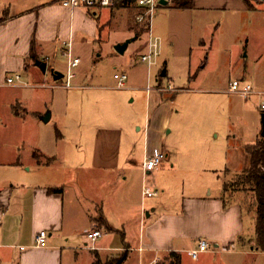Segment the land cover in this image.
I'll use <instances>...</instances> for the list:
<instances>
[{"label": "crops", "instance_id": "1", "mask_svg": "<svg viewBox=\"0 0 264 264\" xmlns=\"http://www.w3.org/2000/svg\"><path fill=\"white\" fill-rule=\"evenodd\" d=\"M18 1L0 0V118L4 125L0 128V264H81L85 256L87 264H106L123 254L126 259L122 264H129L133 257L136 264H160L172 252L180 255L181 264H188L189 259L191 264H219V256L241 258L236 264H258L260 260L264 264V253L255 248L254 237L246 242L244 232V215L249 210L251 195L247 199L246 194L236 193L224 203L219 171L199 163L195 155L181 162L172 154L173 146L168 148L164 142L166 134L181 135L186 123L188 109H174L175 92L158 97V93L149 94L137 86L113 91L128 95L138 92L144 99L145 152L141 160L135 161V144L123 139L121 125L115 124L116 114L99 112L90 116L95 123L109 120L103 124L82 122L86 119V97L92 110L103 105L119 107V100L109 101L101 95L102 91H97L107 88L85 86L81 81L88 77L81 69L73 79L76 84L72 89L49 83V78L55 82L52 70L62 74L55 60L58 50L65 58L70 44L72 53L71 40L78 34L83 44L92 43L97 35L94 17H100L105 9H87V14L84 8L64 7V0H26L21 5ZM263 5L264 0H191L190 8L179 9L174 0L156 10L150 25L136 22L140 13L136 9L129 30L137 38L148 33L147 50L142 56L154 53L152 45L157 44L152 64L139 62L147 65L149 73L161 45L152 36L160 34L167 43L171 42L173 20L189 18L195 12L262 14ZM32 42L37 61L47 64L46 73L29 59ZM74 58L80 59L76 69L83 66L79 56ZM209 62L199 69L205 72ZM132 65L127 63L123 67ZM191 69L189 66L185 73L189 75ZM16 75L20 79L13 85L5 84L8 77ZM166 76L165 68L156 80L158 87H162L161 78ZM90 81L93 82L91 78ZM21 89L33 90L29 95L32 99L24 100L23 91H12ZM56 90L67 91V120L55 122L54 136L46 124L54 117V105L60 96ZM188 92L178 89L180 94ZM95 105L98 106L94 108ZM127 112L126 118L130 120L132 115ZM48 113V121L44 122ZM257 133L255 141L244 147L262 139L261 133ZM161 153L164 161L154 171L145 172L146 158ZM200 173L217 175L219 183L215 186L199 179L187 186L186 179H172L199 177ZM159 174L168 177L160 194L155 185ZM145 185L156 192L155 197L144 198ZM252 212L255 210L248 213ZM99 216L104 217L107 229L98 228L93 222ZM81 221L84 225L77 227ZM42 231L48 235L47 243L36 248L34 239ZM94 231H99L101 237L92 241L88 234ZM200 240L208 242L209 250L193 260L187 253ZM220 264L224 262L220 260Z\"/></svg>", "mask_w": 264, "mask_h": 264}, {"label": "rangeland", "instance_id": "2", "mask_svg": "<svg viewBox=\"0 0 264 264\" xmlns=\"http://www.w3.org/2000/svg\"><path fill=\"white\" fill-rule=\"evenodd\" d=\"M251 2L253 3V0ZM25 3L26 0L18 1L19 5ZM83 11L87 13L86 9ZM135 11V8H122L116 11L105 9L100 17H94L93 23L97 28V35L92 43L83 44L79 34V36H75L74 41L71 40L73 44L72 56H79L82 61L81 65H83L73 70L75 76L81 69L82 73L85 72L88 77V80L83 77L81 81L85 86L105 87L106 90L97 91H102L101 95L109 101L119 100L121 102L119 107L103 105L98 110H92L87 105L89 101L86 97L84 100L86 119L81 121L85 123L89 121L93 124L95 122H92L93 119L90 116L95 113L112 112L116 114L115 124L121 125L119 128L123 132V139H130V143L135 144L132 160H141L145 152L144 99L138 92H134L132 95L113 92L119 91L118 81L114 79V76L121 73L126 74V85L119 88L123 89L122 91L137 86L143 88L146 93L156 92L157 96L161 97L165 94L159 93L157 89H167L170 86L175 91L174 109H188L187 116L184 118L185 127L181 135L176 136L173 132L163 137L168 148L173 146L172 154L177 155L181 162H184L187 157L195 155L199 163L218 170L220 186L226 170L229 171L225 177L226 181L243 174L250 166V158L244 146L254 142L256 132L260 135L262 131V115L264 113L260 107L264 103V94H261L264 93V12L248 15L228 11L195 12L189 18L173 20L171 42L174 47L172 49L171 42L167 43L162 35L154 34L153 40L161 41L160 55L148 73L147 65L139 62L140 57L147 50L148 33L145 32L140 38H137L136 34L129 30V23L131 24L133 18L135 19ZM191 21L192 23H190ZM155 22L154 18L153 26ZM130 39L135 40L130 44L126 53L123 55L116 53L113 46ZM55 60L59 65V71L65 77L67 59L62 57L60 49L55 54ZM208 60L210 61L209 66L205 72H202L199 68ZM165 62H167L165 68L168 76L161 78L162 87H158L156 80L165 72ZM127 63H133V65L123 67ZM189 66L192 69L187 75L185 70ZM24 74L23 71L22 78ZM90 78L93 82L90 81ZM234 81L249 84L254 93L248 97L230 93V84ZM64 82L65 78L60 83L53 82L49 78V83L52 85L61 86ZM75 82L73 80L72 85L75 86ZM178 89L189 92L180 94ZM12 91H23L24 100L32 99L29 95L33 90ZM56 91H59L60 96L54 105V117L46 124L54 136H56L55 122L67 120L64 113L67 91ZM70 91L76 93L77 90ZM97 106L95 105L94 108ZM15 111V113H19L21 110ZM127 111H130L132 115L130 120L126 118ZM2 120L0 118V128L4 126ZM107 121L109 120H97L95 124H103ZM57 130L61 136H64L63 130L60 128ZM217 175L200 173L199 177L176 176L172 179L174 181L179 178L186 179L187 186L192 181L194 184L199 179L216 186L219 183ZM167 179L166 175L159 174L155 183L159 194L161 187L167 185ZM147 184L150 185V181ZM173 186L176 190L177 182ZM249 197L248 194L247 199ZM248 212L249 210L246 209L244 215L246 242L252 239L255 234L256 214ZM83 225L84 221H81L77 227ZM220 260L224 264H236L242 261L238 257L228 258L226 256L218 257L219 264ZM81 261V264H87V256L83 257ZM191 263L193 262L189 259L188 264ZM129 264H136L134 257ZM258 264H262V260Z\"/></svg>", "mask_w": 264, "mask_h": 264}, {"label": "built area", "instance_id": "3", "mask_svg": "<svg viewBox=\"0 0 264 264\" xmlns=\"http://www.w3.org/2000/svg\"><path fill=\"white\" fill-rule=\"evenodd\" d=\"M161 1L166 2V4L173 3L174 0H64L62 2V5L68 9L74 10L78 8H84V9H112L117 6L123 7V8H135L140 10L139 15L136 17L137 23H148L150 25L152 21V17L154 16L156 10L160 7H162ZM155 52L149 53L148 55H144L141 57L140 61L142 63H146L148 65L152 64L153 56H157V44L152 45ZM67 51L65 53V57L67 58V74L64 77L65 82L58 87H61L63 89H72V81L75 77V74L73 73V70L79 65L80 59L74 58L72 56L71 50H70V44L67 45ZM63 78V79H64ZM20 77L18 75L14 77H8L6 79L5 84L6 85H13L16 80H19ZM114 79L118 81V87L123 88L126 85L127 76L124 73L118 74L114 76ZM160 93H174L175 91L171 89L169 86L167 89L158 88L157 89ZM230 93L238 94L243 97H248L251 94H253V89L250 85L241 83L239 81H234L230 84ZM261 110H264V104L261 105ZM164 154H155L152 157H148L145 160L144 163V171L145 172H152L154 171L163 161H164ZM143 196L144 198H152L156 196V192H154L150 187H147L146 185L143 188ZM101 237V233L99 231H94L90 234H88V238L92 241L98 239ZM48 235L45 231H42L38 233L34 239V247L36 248H43L45 247L47 243ZM209 250V244L205 240H200L198 242V245L195 249L189 251L187 255L193 259L196 260L201 253H204Z\"/></svg>", "mask_w": 264, "mask_h": 264}, {"label": "trees", "instance_id": "4", "mask_svg": "<svg viewBox=\"0 0 264 264\" xmlns=\"http://www.w3.org/2000/svg\"><path fill=\"white\" fill-rule=\"evenodd\" d=\"M175 7L179 9H188L191 7V0H175ZM144 29V28H143ZM34 43L31 44L29 59L32 62L38 60L37 55L33 52ZM62 82V80L58 81ZM245 151L250 158V166L243 174L226 181L229 171L224 172L222 178V195L221 200L226 203V199L231 198L236 193L251 195L249 210H255V231L254 246L264 253V140L260 139L256 144L245 147ZM56 192V191H53ZM59 192V191H57ZM98 228H106V221L103 216L93 219ZM126 259V254L119 256L106 264H122ZM160 264H181L179 254L170 253Z\"/></svg>", "mask_w": 264, "mask_h": 264}, {"label": "water", "instance_id": "5", "mask_svg": "<svg viewBox=\"0 0 264 264\" xmlns=\"http://www.w3.org/2000/svg\"><path fill=\"white\" fill-rule=\"evenodd\" d=\"M161 4L163 6L166 5V2L164 1H161ZM136 39V38H135ZM135 39H130V40H127L125 43L123 44H119V45H116L114 47V50L116 51V53L120 54V55H123L128 47V45L130 43H132ZM35 65L36 67H38L40 69V71H42V73H46V69H47V64L45 62H42V61H36L35 62ZM51 74H52V77H53V80L55 82H58L60 81L62 78H63V75L52 70L51 71ZM48 118H49V115H47L43 120L44 122L48 121ZM261 138L264 140V114L262 115V131H261Z\"/></svg>", "mask_w": 264, "mask_h": 264}]
</instances>
